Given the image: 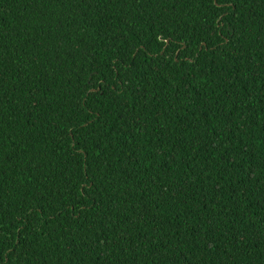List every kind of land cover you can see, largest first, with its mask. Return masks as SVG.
<instances>
[{"label":"trees","instance_id":"trees-1","mask_svg":"<svg viewBox=\"0 0 264 264\" xmlns=\"http://www.w3.org/2000/svg\"><path fill=\"white\" fill-rule=\"evenodd\" d=\"M0 264H264V0H0Z\"/></svg>","mask_w":264,"mask_h":264}]
</instances>
